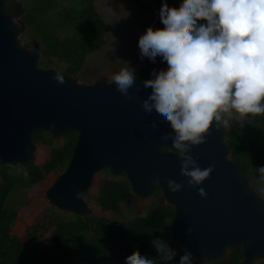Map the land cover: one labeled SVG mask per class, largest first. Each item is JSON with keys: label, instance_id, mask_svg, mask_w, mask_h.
Returning <instances> with one entry per match:
<instances>
[{"label": "water", "instance_id": "1", "mask_svg": "<svg viewBox=\"0 0 264 264\" xmlns=\"http://www.w3.org/2000/svg\"><path fill=\"white\" fill-rule=\"evenodd\" d=\"M24 12L23 1L0 0V167L25 168L34 160L37 144L32 135L37 130L47 131L54 140L75 134L66 168L45 193L57 210L91 216L92 208L81 195L96 173L108 169L113 177L126 175L140 199L151 198L157 184L174 209L171 237L195 261L214 263L238 249L240 264L264 259V199L232 160L223 121L219 128L213 121L205 143L191 149L202 168L215 162V169L200 185H189L190 178L180 171V150L172 137L163 139L165 134L175 135L170 124L143 114L152 97L142 82L151 84L153 75L167 69L160 64L153 68L144 56L129 90L134 98L129 100L113 79L87 84L44 68L39 52L23 37ZM154 124L158 134L151 131ZM165 145L173 151H164ZM169 178L183 181V189L172 193ZM199 187L207 196L200 195Z\"/></svg>", "mask_w": 264, "mask_h": 264}, {"label": "trees", "instance_id": "2", "mask_svg": "<svg viewBox=\"0 0 264 264\" xmlns=\"http://www.w3.org/2000/svg\"><path fill=\"white\" fill-rule=\"evenodd\" d=\"M22 1L25 4L22 20L26 24L23 37L38 42L33 48L40 54L42 67L51 68L56 59L66 64L64 73L74 77L82 70L86 56L104 45L107 25L96 10V0ZM128 1L159 19L162 2L170 11L177 12L185 3V0H151L154 6L147 7L143 0ZM245 116L244 122L227 128L226 142L232 160L240 165L248 181L254 176L264 190V178L255 168L264 165V113ZM32 138L36 144L50 148L46 161L38 165L31 160L25 168L0 167V264H125L137 251L157 258V264H179L184 249L180 248L173 261L164 262L158 259L151 243L154 237L168 240L174 215L168 203L157 200L160 189L156 183L150 205L142 216L133 215L114 224L93 213L85 217L67 215L51 206L25 230L23 239L15 235L13 226L19 216L18 208L24 204V193L48 175L64 171L76 142V135L72 134L63 138L62 146L56 147L52 136L42 130L35 131ZM162 149L173 151L167 145ZM100 173L93 203L100 211L121 217L123 204L134 195L130 183L124 174L113 177L108 169ZM50 229L52 244L46 246L43 239ZM241 258L242 250L238 249L210 264H240ZM194 264L206 263L194 260Z\"/></svg>", "mask_w": 264, "mask_h": 264}, {"label": "clouds", "instance_id": "3", "mask_svg": "<svg viewBox=\"0 0 264 264\" xmlns=\"http://www.w3.org/2000/svg\"><path fill=\"white\" fill-rule=\"evenodd\" d=\"M160 24L163 34L149 25L139 36L143 59L158 64L166 73L143 81L144 92L151 100L143 107L146 118H158L170 124L175 148L180 150L181 174L188 184L200 185L216 167L215 162L201 167L191 154L194 145L205 143L213 121L229 123L222 113L251 115L264 113V0H185L179 11H170L161 3ZM136 72L124 66L113 74L121 94L133 99L130 88ZM59 81L63 77L57 76ZM151 131L159 133L153 125ZM264 178V165L255 167ZM172 193L183 189V181L169 178ZM201 196H207L199 187ZM158 259L171 262L177 255L168 240H151ZM264 259L254 261L262 264ZM125 264H157V258L137 251ZM179 264H194L192 253L184 249Z\"/></svg>", "mask_w": 264, "mask_h": 264}, {"label": "rangeland", "instance_id": "4", "mask_svg": "<svg viewBox=\"0 0 264 264\" xmlns=\"http://www.w3.org/2000/svg\"><path fill=\"white\" fill-rule=\"evenodd\" d=\"M143 3L147 7L154 6L151 0H143ZM95 7L107 25V32L104 45L97 52H93L86 56L82 70L74 76L79 81L87 84H91L98 79L110 81L113 79V74L124 66L133 68L136 71V68L142 60L138 47L139 36L146 31L149 25L153 26L158 34L162 35L160 19L150 12L142 11L128 0H96ZM24 39L29 41L32 47L38 46L37 41L32 42L26 38ZM53 61L54 64L51 66V69L64 72L66 64L56 59H53ZM222 116L229 121L226 125L227 128L230 125H237L246 120V116L240 114L229 115L227 113H222ZM54 145L56 147L62 146L63 139L54 140ZM49 155L50 148L38 143L34 158L35 163L38 165L42 164L49 158ZM58 176L59 173L54 172L48 175L43 182L31 187L24 193V204L18 208L19 216L13 226L14 234L21 239L24 238L25 230L34 224L38 215H41L44 209L52 206L47 201L45 193ZM100 177L101 173H96L93 176L90 188L81 195V198L92 208L93 214L108 218L114 224L124 222L133 215H144L147 207L150 205L152 197L149 199H140L136 195L131 196L123 204L121 217H116L110 212L100 211L93 203L97 195ZM248 183L250 187L264 199V190L260 187L254 176ZM157 200L165 202L161 193L157 195ZM57 211L62 212L60 210ZM66 214L71 215L70 213ZM51 231L52 229L44 236L43 241L46 246L52 244L50 240ZM168 242L176 252L179 253L181 247L173 241L171 236L168 237Z\"/></svg>", "mask_w": 264, "mask_h": 264}]
</instances>
